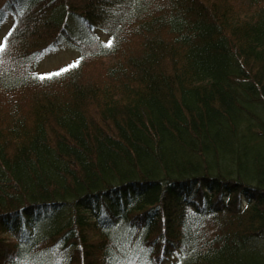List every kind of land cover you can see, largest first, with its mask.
<instances>
[{
    "label": "trees",
    "instance_id": "1",
    "mask_svg": "<svg viewBox=\"0 0 264 264\" xmlns=\"http://www.w3.org/2000/svg\"><path fill=\"white\" fill-rule=\"evenodd\" d=\"M8 9L0 264H264V0ZM62 41L77 58L34 72Z\"/></svg>",
    "mask_w": 264,
    "mask_h": 264
},
{
    "label": "rangeland",
    "instance_id": "2",
    "mask_svg": "<svg viewBox=\"0 0 264 264\" xmlns=\"http://www.w3.org/2000/svg\"><path fill=\"white\" fill-rule=\"evenodd\" d=\"M13 16H14V13L11 11V9H8L4 12V14L0 20V44L3 43V37H4L5 32L13 23ZM102 37L104 39H106L105 34H103ZM78 53H79V51L77 49L73 51L71 48H69V44L67 42H64V41L59 42V43L53 45L52 47H50L48 50H46L41 55H38L37 57H35L32 61V69L34 70V72H36L38 74L45 73V72L52 71V70L54 71V69H56V70L60 69L62 66L66 65L71 60L76 59L78 56ZM26 230L27 231L31 230L32 232H34L36 230V228H35V226H32L30 229L26 228ZM113 231H115L119 234H122L123 236H126L127 238H129V239H127V241L132 240V235H133V233H135V231L133 229L128 228V227H124V225H119V226L116 225V226L112 227L109 232L112 233ZM142 244L143 243H142L141 239H138L135 242V245L140 246V247L141 246L144 247ZM128 251L133 256L136 255L138 258L142 259L135 252V251H140L137 247H135V249H134V254H133L132 248H130ZM28 255H31V251L30 252L28 251ZM132 255H126L124 257H129L131 259ZM24 256H26V254L25 255L22 254L20 256V259ZM63 256L64 255L61 254L60 252L54 253V259H53V256L50 255V257L53 259L54 263H58L60 260H62ZM42 261L43 262H49L52 260L47 259V258H42Z\"/></svg>",
    "mask_w": 264,
    "mask_h": 264
},
{
    "label": "snow or ice",
    "instance_id": "3",
    "mask_svg": "<svg viewBox=\"0 0 264 264\" xmlns=\"http://www.w3.org/2000/svg\"><path fill=\"white\" fill-rule=\"evenodd\" d=\"M10 35V34H9ZM112 41L109 40L107 45H105L106 47H111L112 46ZM4 49V45L3 44H0V51H3ZM79 61H77L76 63L70 65L68 68H64V69H61L57 72H54V73H46L44 75H41L39 76V79L43 80V79H48V78H52L53 76H60L62 75L64 72H67L68 70H70L71 67H76L78 65Z\"/></svg>",
    "mask_w": 264,
    "mask_h": 264
},
{
    "label": "bare ground",
    "instance_id": "4",
    "mask_svg": "<svg viewBox=\"0 0 264 264\" xmlns=\"http://www.w3.org/2000/svg\"><path fill=\"white\" fill-rule=\"evenodd\" d=\"M89 214H91V216H93L94 214H96V212H95V210H91L90 212H89ZM40 225V224H39Z\"/></svg>",
    "mask_w": 264,
    "mask_h": 264
}]
</instances>
